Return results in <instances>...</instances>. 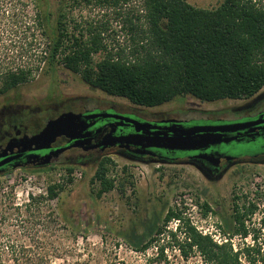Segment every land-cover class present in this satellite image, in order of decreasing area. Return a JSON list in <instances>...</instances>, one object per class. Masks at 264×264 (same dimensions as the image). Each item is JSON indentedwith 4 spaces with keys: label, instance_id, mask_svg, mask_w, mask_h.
I'll list each match as a JSON object with an SVG mask.
<instances>
[{
    "label": "rangeland",
    "instance_id": "obj_1",
    "mask_svg": "<svg viewBox=\"0 0 264 264\" xmlns=\"http://www.w3.org/2000/svg\"><path fill=\"white\" fill-rule=\"evenodd\" d=\"M61 1L48 0L53 17ZM185 1L196 8H214L223 0ZM23 2L26 1L0 0V55H16L14 49L18 50L19 45L12 46L10 41L21 39L24 26L32 22L33 2ZM62 3L71 33L76 28L86 29L91 25L101 32L108 49H124L125 55L132 47L134 36L128 31L125 20L131 18L135 26L144 25L142 19L136 20L143 15L141 0H110L109 3L63 0ZM259 3L264 5V0ZM33 58L34 53L31 59L29 56L30 60ZM3 104L27 108L23 111L31 122L28 130L34 132L61 111H76L81 106L136 108L149 116L188 107L220 112L239 102L207 103L183 96L155 108H142L126 99L91 89L79 75L58 66L50 73H36L27 83L0 96V108ZM221 151L236 158H252L261 153L258 145L253 144L222 145ZM112 160L115 166L110 168L109 176L115 180L116 187L100 198L96 196L97 185L91 183L97 164L76 166L71 175L64 166L14 170L1 175L0 264H164L156 257L158 245L136 252L125 235L134 232L145 236L146 225L153 214L162 224L166 210L172 208L179 209L182 219L188 220L199 233L211 235L216 242H225L227 238L219 234V228L225 230L234 224L232 214L236 207L248 235L245 239L233 237L230 240L233 248L237 249L242 243L251 244L254 236L256 244L264 251V165L245 164L242 170L233 169L221 180L209 182L179 165L140 164L119 157ZM123 167L127 168L125 172ZM68 177L73 180L71 184L67 183ZM124 178L127 181L120 191L118 182ZM55 183L63 185L64 190L55 200L48 201L46 189ZM36 198L41 199L36 201ZM204 202L210 207L206 215L201 208ZM251 204L255 208L252 214L247 211ZM182 223L180 219L171 220L165 230L175 232ZM164 235L160 236L159 245L171 246L163 252L168 264H203L196 253H191L188 261H184L177 247H172L175 243H171L167 233ZM179 238L181 240L182 236Z\"/></svg>",
    "mask_w": 264,
    "mask_h": 264
},
{
    "label": "trees",
    "instance_id": "obj_2",
    "mask_svg": "<svg viewBox=\"0 0 264 264\" xmlns=\"http://www.w3.org/2000/svg\"><path fill=\"white\" fill-rule=\"evenodd\" d=\"M24 1L33 2L34 16L31 24L24 26L22 38L10 41L12 46L19 45L18 50L14 49L16 55H0V96L27 83L36 73H50L58 66L79 75L91 89L148 109L183 96L207 103L249 99L264 87V5L260 0H223L214 8H196L185 0H141L143 15L136 20L142 19L144 25L135 26L131 18L125 20L128 31L134 34L128 55L124 49H108L101 32L91 25L86 29L75 27L71 33L63 0L55 17L48 0ZM97 55L100 57L95 60ZM114 166L111 157L97 164L91 183L98 187V198L115 189V180L109 176ZM73 171L74 167H66L68 175ZM72 181L68 177L67 183ZM125 181L118 182L120 191ZM63 190L59 183L49 185L45 199L55 200ZM250 206L247 211L252 214L255 208ZM201 208L203 215L210 212L207 202ZM235 210L234 224L225 230L219 228V234L227 238L225 242L199 233L182 219L177 208L166 210L162 224L153 214L145 236L130 232L125 237L136 252L158 245L156 257L164 264H168L164 249L171 247L168 243L159 245L165 233L184 261L196 253L203 264L261 263L264 251L254 236L251 244L242 243L237 249L230 242L233 237L245 239L248 235L240 221L242 215ZM175 219L183 223L175 232H166V224Z\"/></svg>",
    "mask_w": 264,
    "mask_h": 264
},
{
    "label": "flooded vegetation",
    "instance_id": "obj_3",
    "mask_svg": "<svg viewBox=\"0 0 264 264\" xmlns=\"http://www.w3.org/2000/svg\"><path fill=\"white\" fill-rule=\"evenodd\" d=\"M236 101L239 102L238 105L223 109L220 112L188 107L173 113L155 112L149 116L136 108L135 110H120L113 106L93 108L81 106L72 112L83 116L98 113L109 115L105 118L96 119V123L89 128L91 135L88 144L82 141L75 143L62 136L57 138L48 149L25 152H21L22 147L19 144L22 137L37 134L48 120L71 110L61 111L54 118L47 119L42 126H38L37 130L30 132L28 128L31 122L24 113L27 108L3 104L0 108V176L14 170L34 171L53 169L55 166H85L98 164L105 157H119L140 164L179 165L189 168L206 181L221 180L233 169L242 170L245 164L264 165V89L249 99ZM118 117L132 119L141 124L149 123L151 125V128L148 129L149 133H154L156 130L166 133L168 127L176 130V127H172L173 124H167V121H176L184 129L193 126H247L226 134L228 138L235 137V141L202 150L144 149L140 146L126 144L124 141H118L113 146L104 149L102 147L91 148L93 145L110 141L107 137L109 133H112L114 138L133 134L134 127L124 123V120ZM228 144L258 145L261 153L252 158L232 157L233 159L228 160L227 157L230 156L221 151V146ZM58 150L62 151L59 152ZM47 154H51L50 162L44 165V160L41 157ZM209 154L215 155L218 161L210 158Z\"/></svg>",
    "mask_w": 264,
    "mask_h": 264
},
{
    "label": "water",
    "instance_id": "obj_4",
    "mask_svg": "<svg viewBox=\"0 0 264 264\" xmlns=\"http://www.w3.org/2000/svg\"><path fill=\"white\" fill-rule=\"evenodd\" d=\"M108 116L109 115L103 113L83 116L82 114L74 113L72 111L63 112L56 118L48 120L37 134L32 136L25 135L22 137L19 141V144L22 147L21 152L48 149L57 138L62 136L75 143L82 141L83 143L88 144L91 135L89 128L96 123V119ZM118 118L124 120V123L134 127L133 134L114 138L112 133H109L107 137L110 141L93 145L91 148L102 147V149H104L108 146H113L115 143H118V141H124L126 144L140 146L144 149L154 148L168 151L202 150L235 141V137L228 138L226 137V134L233 133L238 129H242L241 127L247 126H193L184 129L182 126L178 125L176 121H167L166 123L173 124L172 127H176V130L168 127L166 133L159 132L158 130L154 133H149L148 129L151 128L149 123L141 124L132 119ZM58 151L61 152L62 150ZM50 155L51 154H47L41 157V159L44 160V165L50 162ZM208 156L218 161V158L215 155L209 154ZM227 159L229 160L233 158L227 157Z\"/></svg>",
    "mask_w": 264,
    "mask_h": 264
}]
</instances>
